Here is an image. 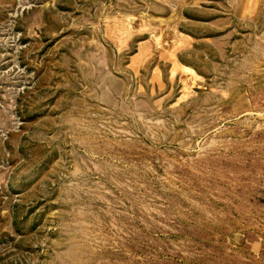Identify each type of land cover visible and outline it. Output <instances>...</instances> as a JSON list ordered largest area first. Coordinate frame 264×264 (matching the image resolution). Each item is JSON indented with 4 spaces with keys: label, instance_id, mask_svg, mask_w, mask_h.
<instances>
[{
    "label": "rangeland",
    "instance_id": "rangeland-1",
    "mask_svg": "<svg viewBox=\"0 0 264 264\" xmlns=\"http://www.w3.org/2000/svg\"><path fill=\"white\" fill-rule=\"evenodd\" d=\"M0 264H264V0H0Z\"/></svg>",
    "mask_w": 264,
    "mask_h": 264
},
{
    "label": "bare ground",
    "instance_id": "bare-ground-1",
    "mask_svg": "<svg viewBox=\"0 0 264 264\" xmlns=\"http://www.w3.org/2000/svg\"><path fill=\"white\" fill-rule=\"evenodd\" d=\"M191 72V71H190Z\"/></svg>",
    "mask_w": 264,
    "mask_h": 264
}]
</instances>
